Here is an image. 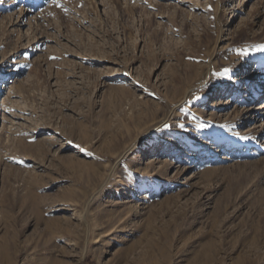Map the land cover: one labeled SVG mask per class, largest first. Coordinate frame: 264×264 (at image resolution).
Segmentation results:
<instances>
[{"label": "rangeland", "instance_id": "obj_1", "mask_svg": "<svg viewBox=\"0 0 264 264\" xmlns=\"http://www.w3.org/2000/svg\"><path fill=\"white\" fill-rule=\"evenodd\" d=\"M261 46L264 0H0V264H264Z\"/></svg>", "mask_w": 264, "mask_h": 264}, {"label": "snow or ice", "instance_id": "obj_2", "mask_svg": "<svg viewBox=\"0 0 264 264\" xmlns=\"http://www.w3.org/2000/svg\"><path fill=\"white\" fill-rule=\"evenodd\" d=\"M209 8H211V6L209 5ZM261 50H264V46H261Z\"/></svg>", "mask_w": 264, "mask_h": 264}]
</instances>
